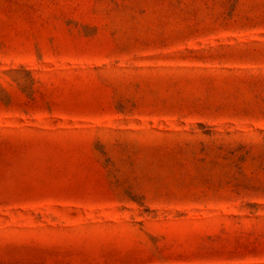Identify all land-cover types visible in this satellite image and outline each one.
<instances>
[{
	"label": "rangeland",
	"instance_id": "374dc122",
	"mask_svg": "<svg viewBox=\"0 0 264 264\" xmlns=\"http://www.w3.org/2000/svg\"><path fill=\"white\" fill-rule=\"evenodd\" d=\"M0 264H264V0H0Z\"/></svg>",
	"mask_w": 264,
	"mask_h": 264
}]
</instances>
